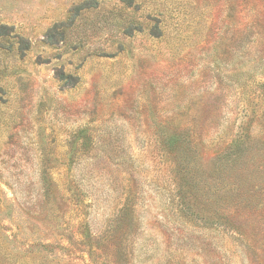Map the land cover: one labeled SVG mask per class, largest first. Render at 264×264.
I'll use <instances>...</instances> for the list:
<instances>
[{"label": "rangeland", "instance_id": "rangeland-1", "mask_svg": "<svg viewBox=\"0 0 264 264\" xmlns=\"http://www.w3.org/2000/svg\"><path fill=\"white\" fill-rule=\"evenodd\" d=\"M0 26L30 45L0 40V264H264V0H0Z\"/></svg>", "mask_w": 264, "mask_h": 264}, {"label": "trees", "instance_id": "trees-1", "mask_svg": "<svg viewBox=\"0 0 264 264\" xmlns=\"http://www.w3.org/2000/svg\"><path fill=\"white\" fill-rule=\"evenodd\" d=\"M92 5V4H91ZM95 5V2H94ZM91 7V6H90ZM86 9L85 6H80L77 9H75V15H73V17L71 18V22L76 21L77 17L79 16V13ZM56 29V28H55ZM55 29H52L51 32H55ZM9 39H15L17 41V44L19 45V52L21 54L26 53L27 51H29L30 49V45L27 42V40H25L23 37H21L20 35L16 34L14 29L8 26H0V40H9ZM53 37L51 36L50 40L52 41ZM86 141V146L89 145L88 144V139L85 140ZM239 158H248V154L247 153H240L237 157V159Z\"/></svg>", "mask_w": 264, "mask_h": 264}]
</instances>
